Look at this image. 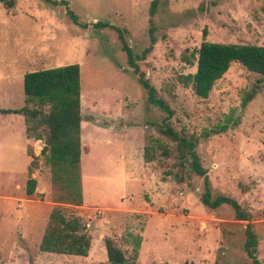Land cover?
<instances>
[{"label": "rangeland", "instance_id": "1", "mask_svg": "<svg viewBox=\"0 0 264 264\" xmlns=\"http://www.w3.org/2000/svg\"><path fill=\"white\" fill-rule=\"evenodd\" d=\"M66 1L87 28L62 5L0 2V110L23 106L25 74L79 65L82 203L70 204L53 184L44 141L27 136L24 118L0 114V264H106L108 238L129 261L139 241L135 264H251L248 222L230 206L201 203L203 178L167 129L194 142L211 198L230 197L249 213L264 264V77L232 64L207 99L184 82L203 42L264 46V0H158L152 18L153 0ZM97 22L123 30L137 57L153 38L135 64L171 116L148 102L117 33ZM28 150L37 165L32 195ZM54 208L82 221L91 238L86 257L39 251Z\"/></svg>", "mask_w": 264, "mask_h": 264}, {"label": "trees", "instance_id": "2", "mask_svg": "<svg viewBox=\"0 0 264 264\" xmlns=\"http://www.w3.org/2000/svg\"><path fill=\"white\" fill-rule=\"evenodd\" d=\"M2 1L0 0V2ZM44 2L51 6H64L74 25L83 29L87 28V25L79 23L78 17L68 9L66 0H44ZM10 4L11 1L8 5ZM157 4L158 0H153L150 4L149 15L151 18L155 15ZM93 27L97 29L109 28L117 33L121 49L126 54L127 63L133 69V73L137 75L141 87L146 91L148 102L171 116L172 113L167 104L157 97L155 88L135 64L137 59L144 58L151 51L154 43L153 38L151 37V46L145 49L140 57H137L128 46L123 30L103 22H97L93 24ZM195 54L196 71L194 74L184 77V82L190 83L194 95L200 99L208 98L215 83L226 74L232 64H238L247 71L264 77V46L203 42ZM250 98L245 97L242 100L243 107L250 101ZM0 114H15L24 118L27 136L35 141H44L41 154L44 155L45 162L51 169L53 184L59 185L67 191L70 204L81 205L79 164L81 158L80 132L83 118L81 115L79 65L73 64L25 74L23 77V106L20 109L0 110ZM40 128L43 130L42 132H39ZM166 131L190 156L192 172L203 178L204 192L200 197L201 203L212 210L222 205L230 206L237 220L248 222L245 227L243 249L251 260V264H261L256 256L257 238L249 223L251 218L249 213L243 211L240 205L230 197L220 195L211 198L207 171L201 167L199 158L193 151L194 142L178 136L170 129ZM27 153L32 156L30 150ZM32 157L33 161L27 169V195H32L36 187V181L31 178V175L37 165L36 158ZM90 244L91 238L79 217L61 208L52 209L39 244L40 252L86 257ZM104 246L107 257L106 264H135L139 241L135 243L133 259L130 261L111 239H105Z\"/></svg>", "mask_w": 264, "mask_h": 264}]
</instances>
